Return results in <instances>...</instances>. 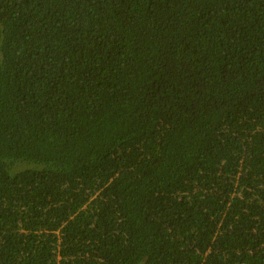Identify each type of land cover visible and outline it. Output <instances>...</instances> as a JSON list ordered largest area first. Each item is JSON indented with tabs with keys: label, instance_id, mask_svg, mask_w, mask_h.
<instances>
[{
	"label": "trees",
	"instance_id": "1",
	"mask_svg": "<svg viewBox=\"0 0 264 264\" xmlns=\"http://www.w3.org/2000/svg\"><path fill=\"white\" fill-rule=\"evenodd\" d=\"M0 264H264V0H0Z\"/></svg>",
	"mask_w": 264,
	"mask_h": 264
}]
</instances>
